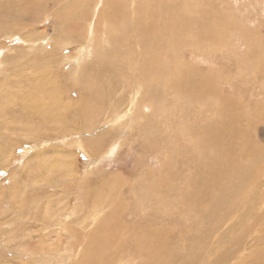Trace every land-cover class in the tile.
<instances>
[{"label":"rangeland","instance_id":"374dc122","mask_svg":"<svg viewBox=\"0 0 264 264\" xmlns=\"http://www.w3.org/2000/svg\"><path fill=\"white\" fill-rule=\"evenodd\" d=\"M76 1H65L63 6L54 7L64 8ZM107 1L83 0L78 5L80 9L74 7L62 22L48 14L52 7L50 1L47 15L34 29L0 31V264H91L94 259L89 256L96 255L90 240L86 237L78 240L65 227L70 219L73 232L78 229L77 218L83 213L78 205L81 199L77 197L83 194H100L106 199L108 206L104 211L107 218H111V222H107L109 230L117 231L120 220L124 230L133 231L123 232L119 248L125 239L136 236L131 238L136 244L133 250L116 251L118 261L177 264L187 255L183 241L207 235L205 244L208 245L215 230L233 224L239 212L242 215L246 212L250 198L245 201V207L228 220L225 211L226 221L216 224L218 210L224 205L222 193L226 182L239 180L243 168L249 167L251 178L244 190L247 186L254 191L252 185L262 183L263 192L264 156L254 161L252 167L248 158L264 154V0H122L112 5ZM132 16L133 24L128 20L124 23L136 25L128 32L129 46L128 41L120 44L123 54L126 53L116 72L120 80L115 82V90L109 89L104 82L109 90V102L120 103L121 114L116 115V119L111 116V108L103 110L108 99L105 103L97 102L93 89L99 73H106L105 63L101 60L96 63L98 66L94 70L98 74L94 79L86 73L85 66L90 64L92 57L102 58L93 43L98 44L105 31L103 18L118 23L122 17L130 19ZM178 18L187 23L195 18L204 22L207 37L194 36V27L188 34L187 27L182 29L186 36L181 43L179 40L172 44L170 35L171 51H167L174 63L169 73L170 81L168 75L159 77L169 81L168 85L163 87L158 79L154 83L146 79L143 83L137 69L139 62L127 52L131 50L136 58L140 50L146 51L141 41L149 21L159 33V24ZM68 23V29L62 31ZM115 30L117 28H112L111 34ZM42 34L49 35L48 41L44 40L47 44L53 39L48 48L45 44V50L40 49ZM56 42L61 46L54 47ZM84 44H93L94 51L91 50L80 65L73 64L76 56H69L77 55L78 47ZM165 48L164 42L163 50ZM40 56L44 61L43 70L47 71L49 66L48 70L57 78L53 79V86L69 85L70 97H76L82 79L90 84L88 89H93L86 88L81 93L89 100H96L95 105L92 103L96 117L101 119V110L105 113L106 118L98 122V133L111 129L106 135L102 134L104 143L101 146L105 151L94 160L91 152H87L94 143H78L79 137L66 132L63 121L38 123L41 110L54 112V115L61 110L45 107L48 105L46 98L38 99L40 104H32L25 98L24 91L33 86L27 74L30 66L38 63L34 57ZM161 56L166 58V55ZM127 61H134L133 72L140 74V78H124L131 71ZM115 63L118 64V60ZM125 63L127 69H123ZM43 70H39L35 78H43ZM184 79L198 82L204 95L178 93L174 85L184 86ZM129 99L134 104L128 113ZM79 119L72 122L82 125ZM204 125L221 129L211 134L220 158L218 164L209 169L217 154L210 146L207 129L201 130ZM193 126L196 130L191 131ZM89 132L88 124L82 133L84 139L95 135ZM85 180L91 181L90 184L86 186ZM152 189L155 195L147 201ZM261 196L263 193L258 197ZM236 198L234 195L227 200L230 207L233 208ZM136 199L143 202L145 199L148 204L135 203ZM60 201L66 202L57 214ZM69 204H75L73 215H66ZM95 210L91 206L87 212ZM4 219L7 223L1 225ZM59 221L63 222L57 223ZM237 232L232 241L221 246L227 251L226 255L231 251L236 255L221 264H264V220H258V214H253L243 224V232ZM155 239L162 244H156ZM148 242L154 245L147 247ZM137 246L140 249L135 252ZM214 256L211 255L208 262L192 264H213ZM160 257L165 260L158 261Z\"/></svg>","mask_w":264,"mask_h":264},{"label":"bare ground","instance_id":"6f19581e","mask_svg":"<svg viewBox=\"0 0 264 264\" xmlns=\"http://www.w3.org/2000/svg\"><path fill=\"white\" fill-rule=\"evenodd\" d=\"M50 1H51L52 7H51V10L49 11L48 14L52 15L53 19H58V21L62 22L64 20L65 14H69L70 11L74 7L77 6V9L78 10L80 9V7L78 5H80V3L83 0H77L76 2L69 3V5L64 7V8H56L54 6H58L60 4L63 6L64 5L63 2H65V1L69 2L70 0H0V31H4L7 29H10V30L13 29L16 31V29H18V28H27V27L34 29L36 24L38 25L39 23H41L43 21V19L45 18V16L47 15V8L49 7L48 4ZM119 1H122V0H108L107 4L112 5V4L117 3ZM163 7L167 8L168 5H164ZM134 12H135V10H133V12H132L133 15H134ZM202 16H203V14L199 15L198 18L200 19V17H202ZM103 19H104L103 26L106 27L105 31L104 30L102 31V37H101V40L98 41V44H96L95 42L93 43L95 45V50H97L96 53H98V52L101 53L102 58L101 59H98V58L94 59L92 57L90 59V64L86 65L85 68H86V73L91 74L93 76V79H94L98 74L94 70L95 67L98 66L96 63H98L100 60L102 61V64L105 63L104 65L106 67V73L105 74L99 73V77H97V81H96V83L94 82L95 83L94 85H93V81L90 82L93 85V89L96 92L95 98H96L97 102L102 101L103 103H105L106 99H108L107 96L109 93V90L107 87H109V89H111V90H115L116 89L115 82L117 80H120V76L116 72H118L120 67L122 66L123 61H124L123 59L125 57L124 55H126L125 51L123 54V50L120 49V44L122 43V41L123 42L128 41V46H129L130 39H129L128 32L130 29L134 28L136 25H131V24H127V23L124 24L125 21H127V20L133 24L134 23V16H132V18H130V19H127L126 17H122L118 23L109 22L105 18H103ZM177 20L175 19L173 21H169L166 24L165 23L159 24L158 25V27L160 29L159 33H157L155 31L154 23L149 21L147 24H145L146 31L142 37L141 44L146 49V51L140 50L141 54L140 53L136 54V58L134 56L135 54L133 52H131V50L129 51V53L127 52V50H128V47H127V50H126L127 54H129L130 56H132L135 60H137L139 62L140 66H138L137 69H138L139 73L141 72V78H142L143 83L146 81V79L153 81V83L155 80L158 79L159 84L160 85L163 84V87L168 85V83L170 81L169 73L171 72V67L174 64L173 60L169 57V55H171L170 52L167 51L168 49H170V51H171V48L168 45V38L170 35H172V39H173L171 42L172 44H175L176 41H179V40H180L179 43H181L184 40L183 39L184 36H186L183 33L182 29L184 27H187L188 28L187 34H188V33L192 32L193 27H194V29H195V31L193 33L194 36H196V35L198 36L199 34H203L201 36L202 38L207 37L206 27H205L204 22L197 21V18L192 19L191 21H189V23L185 22V20L182 18H178ZM68 25H69V23L64 25V27H62L61 30L62 31L67 30ZM112 28H117V30L114 31V34H111ZM90 30H91V27L89 28V31ZM29 31L32 32V30H30V29H29ZM47 36H49V35L42 34L39 37L41 39L40 40V49L41 50H45L46 47L48 48V46H51L50 44H52L51 43L53 41L52 38H50L49 44L44 42V40L48 41L49 37L47 38ZM164 42L166 43L165 50H163L164 49ZM45 44L47 46L44 48ZM93 44L92 45L84 44L82 46H79L77 51L75 50L78 54L76 55L75 53H73L71 56H69V58L76 56V60L74 59L73 64L76 63V64L80 65L82 60L86 56L89 55L91 50H93L92 49ZM58 46H61V45L56 42L54 47H58ZM132 47H134L133 44H132ZM12 49H14V48H12ZM162 54L166 55V58H162V56H161ZM34 58H36V61L38 63L32 64L30 66L31 70L27 74V79L29 81V84H31L33 86L24 91L25 98L28 100H31L32 104H40L38 99L46 98L48 100V101H46V103L48 105L45 107L49 108L50 106H52L56 110H61L60 112H57L56 115H54V112H46L45 110H41V112H40L41 115L37 117L38 123H40L42 125H46L47 123H53V121H55V122H57V121L62 122L63 121V123L65 125V131L66 132L69 131L71 134H73V136L77 135L79 137L78 138L79 140H76L78 143L79 142L80 143L81 142L82 143L83 142H93L94 143V146L92 147V149L90 151H87V152H91L90 153L92 156L91 159L94 160L99 153H103L105 151L103 149V147L101 146L104 143V135H102V134L106 135L107 133L110 132L111 129H105V130L101 131L100 133H98L100 130L98 127V122L100 123V121L103 120L102 117H104V118H106V117H105V113H102V110L100 112L102 115L101 119L99 117H96L95 116L96 109L93 106V104L95 105L96 100L95 101L91 100V99L89 100L86 98V94L81 93V91L86 89L87 85H90V84H87V82H85V80L82 79V84L77 86L78 92H77L76 97L72 98L68 95L67 89H68L69 85L67 87H63L62 83H61V85L57 84V86H53V85H55L54 84L55 81L53 79L57 80V78L55 77V75L52 72H50L48 70L49 66L46 67L47 71H44L43 70L44 69V61L42 60V57L41 58L34 57ZM58 60L60 61L61 58H58ZM115 60H118L119 63L116 64ZM50 62H52V61H49L48 63H50ZM86 62L87 61L85 60L83 62V64ZM127 62L129 63V61H127ZM133 62L129 63L128 66H130L131 71H129L128 74L124 78H128V77H130L131 79L140 78V74H135L133 72V70H134ZM123 69H127L126 63L124 64ZM123 69H122V74L124 76ZM39 70H43V73H44L43 78H35V74ZM72 73L74 75L77 74V72H75V71H73ZM164 75H168L167 78L169 79V81H164V80H162V78H159V77L164 76ZM66 79H68V76H66ZM59 80H58V82H59ZM178 81H180V80H178ZM104 82L107 86L106 88L104 87ZM184 82H185L184 86L183 85L182 86L174 85L175 90L178 93L189 94L190 92H194L195 95H200V96L204 95V94H202L203 89L200 88L201 85H199L198 82H193L190 79H184ZM40 85L42 87H40ZM189 87L195 88L197 90V92H196V90H192ZM93 89L91 88L88 90L91 91ZM119 95H121V93ZM134 95H137V94H134ZM89 96H88V98H89ZM125 100L126 99H124L123 101H125ZM109 101L110 100L108 99V102ZM133 104H134V102L131 99H129L128 113L131 110V108L133 107ZM108 108H111V116L113 118H116V115L118 117V114H121L120 113L121 111L119 109L120 103L113 104V103L109 102L106 105V107H104L103 110H105V109L108 110ZM99 114H96V115H99ZM107 114L110 116V113L107 112ZM158 114H160V113H158ZM79 117H80V119H82L83 123H82V125L77 126L72 121L79 118ZM229 118L232 119L231 114L229 115ZM64 120H65V122H64ZM103 123L104 122H102V124ZM88 124H89L90 132H94L95 135L94 136L90 135L91 137L84 139V135L82 133L85 132V128L88 126ZM59 126H61V125H59ZM100 127H102V126H100ZM190 128L192 129V127H190ZM196 128H197V126H196ZM63 129H64V127H62V131H63ZM202 129L203 130L207 129L206 134H207V136L210 137V146L216 151V154H217V157L210 163V166L208 167V169H209V168H212L215 165H217L219 158H220V153H219L217 146L211 141V134H212L213 130L221 131V129L219 126L212 128L210 125H204L201 128V130ZM112 130H113V128H112ZM193 130H196L195 126H193V129L191 131H193ZM237 130H236V133L238 135L239 133L237 132ZM241 137H242V135H241ZM263 156H264V154L261 155L259 158L253 157V156L248 158V160L251 161V167H252V165H255L254 161H258V159L262 160ZM36 157H37V154H36ZM6 159H8V158H6ZM240 177L241 178L239 180L234 179L231 182L225 183L224 190L222 193V200H223L224 205L221 208H219V210H218L219 218L217 219L216 224H220L223 221H226V219L223 218V214L225 213V211H227V215H228L227 220H228V218L232 214L236 213L237 211L239 212V210H241L243 207H245V201L250 198L248 208L246 207V212H244L243 215L239 212V214H237V218L233 224H229L228 226L226 224V227H222V230H218V229L215 230L213 232L214 237L211 240H209L208 245L205 244V238L207 235L198 236V237L194 236V238L189 237L190 239L188 241H183L185 243L184 248L187 251V255L183 260L179 261L177 264H192L194 262H199V261L208 262L210 260L209 257L211 255H214V254H215V256L212 259L213 264H221L224 260H230L231 257L233 258V256L236 254H233V252L231 251V253L229 252L226 255L227 251L222 250L221 246L226 245L227 243L232 241V237H234L238 233L237 231L242 233L243 232V224L245 222H247L248 219L253 216V214H258V220H264V209L262 210V207H264V189H263V192H261V187H263L262 183H260V184L257 183V184L252 185V187H253L252 189L254 191L248 190L247 186L244 190L245 185L248 184V181H250V178H251V170L249 167L243 168V170L240 174ZM73 179L75 182L76 179L74 177H73ZM97 180H99V179H97ZM191 181H192V179L190 178V182ZM261 181H259V182H261ZM90 182L91 181H89V180H85L84 184L87 186L90 184ZM69 186L71 187V185H68V188H70ZM151 188H154V187L151 186ZM60 190H63V189H60ZM150 192H151L150 196L146 197L147 201L149 198L154 197L155 189H152V191H150ZM261 193H263V196L258 197L259 194H261ZM234 195H237V198L233 202V208H232V207H230V204H229V202H227V200L230 199ZM77 198L81 199V201L78 203V205H80V211H82L81 213H83V214L77 218L76 224L78 225V229H74L76 234L73 232L72 225L70 224L71 221L69 223L70 219L67 222H65L66 226L65 225L64 226L66 227L67 231L69 233H72L73 236H75L78 240H81L83 237H86L88 240H90V244L92 246V249L95 250L94 253L96 255V256H89V258L94 259V260H91V264H128L126 262L118 261L119 256L117 255L116 251L117 250L123 251V250L128 249V248L132 249V246L136 245L135 243H132V241H134V239H131V238H135L136 236H130V238H127L122 242V247L121 246H120V248L118 247V245L121 244L120 242L122 240L123 232L133 233V231L128 230L129 232H127L126 230H124L122 224L120 223V220H119V222H117V224H118L116 226V229L118 228L117 231H113V230L108 229V226H107L108 223L107 222H109L111 218H107V214L104 211L106 206H108V203H106V199L104 197L100 196V194L94 195V196L83 194ZM142 199H143V197H142ZM142 199H136L135 203L138 201L140 204L142 203L143 205H147L148 202H145V199L143 202ZM64 202H66V201H62V202L60 201V206L57 210V214L64 207V205H63ZM91 206H94L96 210L93 211L92 213L91 212L89 213L87 211H88V208H90ZM74 210H75V204H73L72 206L69 204L68 208H67L68 213L66 215H68L70 213L73 215ZM247 213H249V216L247 215ZM0 220L2 221L1 217H0ZM37 220H38V218H37ZM98 220H101V221L97 223ZM60 222H63V221H59L57 223H60ZM6 223H7V221L4 219V221L1 222V225H6ZM73 223H75V222H73ZM224 224H225V222H224ZM260 226H261V224H260ZM111 227H113V226H111ZM249 228H250V225L248 227V232H249ZM204 229H206V228H204ZM135 232H138V231H135ZM186 232L188 234V229L185 230V233ZM157 233H158V231H157ZM106 235H109V236L105 237ZM165 236H166V234H164L163 238H165ZM154 238H156V237H154ZM155 241H156V244H162V241L160 242L159 240H156V239H155ZM143 242H145V241H143ZM236 242H238V241H235V243ZM151 245H154V243H149V242L147 243V247H149ZM197 245H198V247H195ZM258 245L256 247H259ZM260 245H262V243ZM88 246H89V243H88ZM242 246H243V244H242ZM238 248L241 249V247H238ZM139 249L140 248H138V246H137V248H135L134 251L138 252ZM230 249L231 248H229L228 251H230ZM252 250H254V249H252ZM238 251H240V250H238ZM84 253H85V251H84ZM84 253H82V255ZM160 259L165 260L164 257H160L158 259V261H161ZM78 260H80V257L78 258ZM78 260H76L77 261L76 263L79 262ZM61 264H63V263H61Z\"/></svg>","mask_w":264,"mask_h":264}]
</instances>
